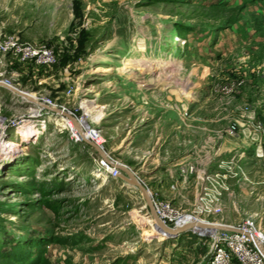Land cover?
Here are the masks:
<instances>
[{
	"label": "rangeland",
	"instance_id": "1",
	"mask_svg": "<svg viewBox=\"0 0 264 264\" xmlns=\"http://www.w3.org/2000/svg\"><path fill=\"white\" fill-rule=\"evenodd\" d=\"M3 34L63 57L52 81L6 75L37 104L0 86V257L15 246L24 264L41 255L39 264H204L210 255L209 238L158 230L140 192L99 169L88 144L47 116L29 118L38 96L74 115L80 134L83 121L98 130L104 158L156 204L264 233V0H0ZM145 56L179 70L190 98L127 63Z\"/></svg>",
	"mask_w": 264,
	"mask_h": 264
},
{
	"label": "built area",
	"instance_id": "2",
	"mask_svg": "<svg viewBox=\"0 0 264 264\" xmlns=\"http://www.w3.org/2000/svg\"><path fill=\"white\" fill-rule=\"evenodd\" d=\"M62 55L61 50L49 44H32L20 40L15 34H3L0 36V84L4 87H12L6 75L12 73L15 75L13 78L21 77L22 70H24V73L31 74L41 71H56ZM71 92V90H68L69 95ZM37 99L41 105L40 107L33 105L30 108L29 118L34 120L47 116V120L52 121L53 125L59 123L60 126L58 127L68 130L74 143L89 142L103 149L98 130L92 129L84 122L82 124L83 128H81L82 134H80L77 130L72 129L70 118L63 116L61 113H68L70 117L79 121L74 115L63 107L57 106L48 98L38 96ZM50 117H52V120L49 119ZM31 123V121L28 122V124ZM98 164L99 169L102 167L104 171L108 170L107 175L113 179H117L120 175L119 170L110 162L108 156L107 159L100 157ZM153 204L157 216L166 226L171 223L174 224L168 227L172 229L183 226L181 220L185 215H180L170 204H156L154 199ZM233 228H236L239 233L214 231L210 234H200L193 230L189 231L199 237L209 238L211 241L210 255L204 264H264L261 252L254 245L255 242L264 248V233L258 230L250 221Z\"/></svg>",
	"mask_w": 264,
	"mask_h": 264
},
{
	"label": "bare ground",
	"instance_id": "3",
	"mask_svg": "<svg viewBox=\"0 0 264 264\" xmlns=\"http://www.w3.org/2000/svg\"><path fill=\"white\" fill-rule=\"evenodd\" d=\"M141 52H143V50ZM99 59L100 60L98 62L100 64L106 62L105 58H99ZM127 63H129L128 64L129 66L134 68L133 70H137V71L144 72V73H150V74H154L153 72H156L155 73V75H156L155 76L156 77L155 82L158 81L157 83L161 84L162 86H169V85L175 86V88H177L178 94L185 97V98H190V96L192 95V90H193L194 86L191 83H189L187 80H184V81L179 80V76H178L179 70H177V69H170L168 71L163 70L165 67L168 66L166 64L167 62L165 60L152 59L150 57L148 58L145 56V57H142L140 59H130V60H128ZM171 63H172V61H171ZM99 72H103L104 74L106 73V71L104 69L99 70ZM130 74H131L130 75L131 77H136V75L132 74L131 72H130ZM7 90L11 91L12 93H15V95L21 97L23 100H25L27 102L37 104V102L35 100L28 99L27 97L24 96V94L22 92L18 91L14 87H8ZM84 102L87 103V101H84ZM86 108L89 109L88 107H86ZM88 111H91V110H88ZM97 119H98V117H97ZM70 120H71L70 125L72 126L73 130H77L76 121L74 119H70ZM83 123H84V121H83ZM32 127H33L32 125L27 126V129L25 130L27 132V134L30 133V131L32 130ZM97 149H99V148L97 147ZM0 156L4 157L3 151L1 152ZM108 172L109 171L106 170L104 173L107 175ZM181 222H182L183 226L193 225V228L191 230H199V231H203V232H212V233L215 230H212L210 228V225L211 226L217 225V224H204V223H201L199 221L194 222V219L189 217V216L183 217ZM200 225H203V226L200 227ZM162 233H164V232H162Z\"/></svg>",
	"mask_w": 264,
	"mask_h": 264
},
{
	"label": "water",
	"instance_id": "4",
	"mask_svg": "<svg viewBox=\"0 0 264 264\" xmlns=\"http://www.w3.org/2000/svg\"><path fill=\"white\" fill-rule=\"evenodd\" d=\"M0 86L4 87L2 84H0ZM4 88H6V87H4ZM56 112L60 113L59 111H56ZM61 114L65 117L72 119V117H70L69 115L67 116L65 113L64 114L61 113ZM86 144H88V146H90L96 152H98V154L101 158L105 159L104 158V157H106L105 154L102 151H100L99 149H97L96 146H94L93 144H91L89 142H86ZM114 166L120 172L118 179L121 182H123L125 185H127V186H129V187L140 192V194L142 195L143 200L145 202V205L147 207L149 217L153 220L154 225L158 230L164 232L169 238H175V237H178L184 233L189 232L193 228V225H185V226L179 227L177 229H172V228H169L168 226H166L165 224H163V222L159 219V217L156 214L152 196L150 195L148 189L144 186V184L139 180V178L136 177L134 174H132L129 170H127L122 165L116 164ZM201 226H203V225H200V227ZM210 228L212 230H215V231L239 233V231L236 228H233L231 226H226V225H216V226L210 225ZM254 245L261 252L262 257L264 258V248L261 245L256 244L255 242H254Z\"/></svg>",
	"mask_w": 264,
	"mask_h": 264
},
{
	"label": "trees",
	"instance_id": "5",
	"mask_svg": "<svg viewBox=\"0 0 264 264\" xmlns=\"http://www.w3.org/2000/svg\"><path fill=\"white\" fill-rule=\"evenodd\" d=\"M62 57H63V56H62ZM63 59H64V58H62V60H63ZM62 60H61V61H62ZM11 250H12V252H11L12 256H11V254H8V255H6V256H2V257H0V259H2L3 261H4V260L9 261L10 259H14V261H16L17 264H24V263L28 260V256H27V258H26V257H22L21 260L18 259L19 256H16L17 254L20 255L21 250H23V249H20L19 247L15 246V247L12 248ZM39 261H40V262L43 261L42 255H41V257L39 258L38 261L32 262L31 264H39ZM0 264H2V262H0Z\"/></svg>",
	"mask_w": 264,
	"mask_h": 264
},
{
	"label": "crops",
	"instance_id": "6",
	"mask_svg": "<svg viewBox=\"0 0 264 264\" xmlns=\"http://www.w3.org/2000/svg\"><path fill=\"white\" fill-rule=\"evenodd\" d=\"M24 70H22V75L21 77H32L37 78V80L39 81V83L43 82V81H52L55 78V71H41L39 73H28V72H23ZM229 226V225H226Z\"/></svg>",
	"mask_w": 264,
	"mask_h": 264
}]
</instances>
